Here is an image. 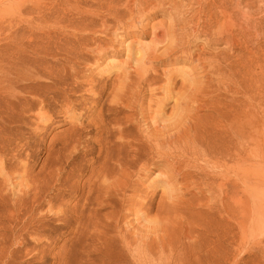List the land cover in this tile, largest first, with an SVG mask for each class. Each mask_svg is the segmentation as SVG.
Instances as JSON below:
<instances>
[{
    "label": "rangeland",
    "instance_id": "374dc122",
    "mask_svg": "<svg viewBox=\"0 0 264 264\" xmlns=\"http://www.w3.org/2000/svg\"><path fill=\"white\" fill-rule=\"evenodd\" d=\"M176 1L184 5L179 17L185 15L184 19L191 21L195 15L194 4L191 0ZM256 1L264 4V0ZM167 6L160 10L148 0H0V57L24 48L30 51L24 56L31 59L33 50L51 47L54 53L56 48L71 45L82 47V51L90 55L88 48L97 44H107V48L112 47V51L117 53L107 56L95 68L91 65L95 58L62 64L65 65L67 80L57 84L52 94L50 91L55 89L54 86L33 83L27 88L37 90L39 94L19 90L4 98L0 96V189L9 193V198L15 197V201L23 199L17 204L19 211L14 216L16 220L13 223L16 224L12 229L9 228L12 223L1 220L0 264H229L235 258L236 264H251L252 260L264 254V230H259L260 224L254 215L264 208V25L258 40L259 62L255 70L259 83V94L255 98L262 122L253 133L257 142L246 143L242 157L244 177L240 189L245 210L242 214L246 223L245 241L242 236L239 238L237 221L241 218L233 217L235 222L227 219L225 212L228 205L237 209V197L228 199L231 189L219 187L223 181L221 174L234 183L237 161L218 158L211 153L201 155L194 163L195 159L182 151L184 147L180 142H169L171 130L177 123L175 126L180 131L188 127L195 129L193 132L198 134L196 143L199 148L203 142L219 150L228 147L221 141L213 108L219 104L223 107L231 98V93L225 90L227 82H213L209 87L208 83L214 78L211 80L204 70L193 71L199 80L197 85L207 86L205 90L209 92L200 93L194 99L196 101L188 102L184 88L190 86V79L176 73L168 81L167 71L173 68L170 71L191 74L195 63L168 65L169 59L162 57L152 60L146 67L154 75L148 77L149 84L145 83L142 90L144 102L150 107L148 120L143 121L138 114L134 120L124 105L126 102H112L111 91L119 87L123 73L129 72L132 66L131 52L140 45L147 47L151 44L150 26L161 22L169 26L171 14ZM118 19L127 22L128 26H119ZM114 32L118 34L114 35ZM142 32L146 37L139 36ZM125 33L129 35L124 36ZM196 44L198 48L205 46L203 40ZM191 45L194 47V43ZM210 48L208 51L226 46L221 43ZM162 49L160 47L157 54ZM226 50L232 58L239 52L238 48ZM170 81L176 82L172 91L175 97L172 95L166 102V109L162 110L161 122L166 119L164 130L157 111L163 106L165 88ZM232 85L233 90L235 87ZM101 88H104L102 94L99 93ZM94 98L96 102H93ZM178 98L180 108L176 110L173 106ZM104 102L113 103V108L111 111L103 109L102 126L98 125L97 114ZM174 110L179 115L182 111L180 116L183 118L174 117ZM127 126L126 135L116 131ZM153 128L159 132H154ZM141 132L150 136L148 138L153 143L158 140V150L151 146L150 150L147 148L146 170L137 173L135 169L130 187L108 196L106 185L116 176L118 179L119 174L114 155H125L127 149L123 143L140 139ZM172 163L181 168L185 166L184 170L192 173L189 180L172 183L173 188L164 184ZM105 167L110 175L104 186L97 176ZM5 177L11 182H5ZM206 181L209 186L204 184ZM170 200H174L176 206L181 203L179 208L182 209L168 210L172 204ZM140 201L143 205L137 208ZM0 203V215H7L5 209H11V202L0 199ZM253 208L256 211L251 210ZM247 221L251 224L248 229ZM227 224H231L236 237L232 238L231 245H227L224 234ZM226 254L230 258L227 263Z\"/></svg>",
    "mask_w": 264,
    "mask_h": 264
},
{
    "label": "bare ground",
    "instance_id": "6f19581e",
    "mask_svg": "<svg viewBox=\"0 0 264 264\" xmlns=\"http://www.w3.org/2000/svg\"><path fill=\"white\" fill-rule=\"evenodd\" d=\"M148 1L151 3H154L156 8L160 9V10L164 9L165 5L168 4L167 7L169 8L170 14H171L169 26L166 27L165 24L162 22L158 23V25H156V24H153L152 26L149 25L150 29H151V34H150L151 35V38H150L151 44L147 47H142L140 45V48L136 49L135 51H132L133 50L132 49L131 50L132 52L129 50V52L132 53L131 56H133L132 61H131L132 66H131V68H129L130 69L129 72H126L125 74L123 73V78H122L123 80L120 81L119 84L117 85L119 87H116V89H113L111 91L110 95H112V97H113L112 102H118V103L119 102L120 103L126 102V103H124V105H126L125 107L129 108V111L133 114L130 117H133V119L136 120V114H138L140 116V118L143 119V121L146 120L147 115L150 112V107H149V105H146L144 102L142 90H143V86L145 85V83H148L147 82L148 77L154 76V75L150 74L149 69H147L146 67L148 64L152 63V60L162 58V57L169 59L168 60L169 62L167 63L168 65H174V64H178V63H185V64L190 65V64L195 63L194 66L192 67L193 70H190L191 74L189 72H186V71H176V70H172L173 72L170 71L173 68H171L169 70L171 73H169V71H167L168 81L171 80L173 78V75H175L176 73H182L185 78L190 79V82H191L190 86H188V84H187L188 87L184 88V89H186L185 91H187L186 94H188L187 99H186L188 102L196 101L194 99H196L197 95L200 93L209 92V91L205 90L207 86L202 87L201 85H197V82L199 80L196 78L193 71L195 72L197 70H199V71L204 70L206 72V74L209 75V78L211 80H212V78H214V80H212L208 83L209 87L211 86V84L213 82H215V83L227 82L228 86L225 87V90L227 92L231 93V98L229 99V101L226 104L223 105V107H220L221 105L219 104L218 106L213 105L214 106L213 108H214L215 114H216V122H217V126H218V132L220 133V136H221L220 137L221 141H223V145L227 144L228 147L225 149L222 148L221 150H219L215 146H210L208 143L203 142L200 145L201 148H199V147H197L198 145L196 143V139H197L198 134L195 131L193 132V130H195V129L188 127L187 129L180 131V129H178L175 126V124H177V123L174 124V128L172 127L173 128L171 130L172 135L169 138V142L170 143L171 142L177 143V144H179V142H180V144L183 145L181 147H184L182 149V151L184 150L185 153L190 154V156L193 159H195L194 163H195L196 159L198 157H200L201 155L203 157V155H207V154H211V153L216 155L218 158L235 159V161H237L238 164H237L236 169H235V173H234L235 176L233 175L235 178V181H233L234 183L228 181V179H225V174H221L220 177H222L223 181L219 183V187L221 186L220 187L221 189L222 188L227 189V190L231 189V192H230L228 199L232 198V197H234V198L237 197L236 201L239 204L237 209L231 208L228 205V207L225 208V212L227 215V219H231V220L233 219V221H235L233 217L241 218L240 220L238 219V221H237V226H238L239 232H240L239 238L241 239V236H242V238L245 241L246 239L244 238V234H245V231H244L245 226L244 225L246 223L242 219V216H243L242 214L245 210H244L243 205H242L241 189H240V185H241V187L243 186L242 184H243V177H244L242 157L244 154V148H243L244 145H246V143H248L250 141L257 142L256 134L254 135L253 133L256 132V129L261 125V122H262V118L259 115V111L257 109V105H258L257 101H256L257 99L255 98L256 95L259 94V83H258V80L256 79L255 70L258 69V62H259L260 44H259L258 40H259V36L261 33L262 26L264 25V4H262V5L257 4L256 0H247V1H243V0H191L192 4H194V7H195V15L191 21H186L184 19L185 15L183 17H179V14L182 13L181 11H182L184 5L179 4L176 0H148ZM181 16H182V14H181ZM122 21H121V19H118L117 20L118 23L117 22L116 23L121 27H122V25L124 27H126L127 22H122ZM180 26H181V28H179ZM132 29H133V27H132ZM81 30H83V29H81ZM117 34L114 32V35H117ZM128 35H129V33H125L124 36H128ZM139 36L140 37H146V34L142 32V34H140ZM119 38L122 39V37H119ZM28 40H29V38H28ZM199 40L204 41L205 46L203 48L197 47L198 44H196V43ZM191 43H194V47H192ZM221 43L224 44L226 46V48H223L220 50L218 49L215 51L214 50L208 51L211 49L210 47H212L213 45H217V44H221ZM119 44H122V42H119ZM104 45L105 44H103V46ZM106 45L103 47L101 44L100 45L97 44L94 47L92 46V47L88 48L87 51L91 52L90 55L83 52L84 49L82 47L78 48V47H73L72 45L68 46V47H64V48L63 47L62 48H56V52H54V53L51 52V50H53L51 47H46L45 49L33 50L34 51L33 52L34 57L31 59H27L24 56L25 53L30 52L29 50L24 49V48H20L19 50H16V51H14L8 55H6V53H5L2 55V57H0V96H2V98H4L5 96L10 95L13 91H19V90L27 91L30 93H36L37 90L27 88V86L30 87L33 83L45 85V86H48V85L54 86L55 89L50 91L51 92L50 94H52L53 92L56 91V85L57 84H62L67 80L66 75H64V73L66 71L65 65H62V64L66 63V62H72V64H75L78 62H82L83 60L89 61L90 59L95 58L93 64H91L92 68H95V66L97 64H99L100 61H104V59L107 56L117 55L116 52L112 51V47L107 48L108 46L106 47ZM160 47H163V49L159 54H157V51ZM126 48H128V46ZM227 48L230 49L231 51L234 48H238L239 52L236 54V56L234 58H232L227 54V50H226ZM196 50H197V52H196ZM57 55H62V56L57 57ZM84 55H85V57H84ZM109 61H110V59L107 62H109ZM169 68H166V69H169ZM153 73H155V72H153ZM188 83H189V81H188ZM185 84H186V82L184 83V85ZM231 84L234 85L235 89L232 90V88L230 87ZM175 85H176V82H174V81H170V83L166 85V88H165V93H166L165 98L166 99L163 98V99H165V100H162L163 106L159 107V109L157 111V113H158L157 116H160L159 123L164 125V126L161 125L162 126L161 128L162 129L164 128V130L166 129V127H165V123H163V122L166 119H164V121L161 122V120L164 116L162 114V110L166 109L167 100L172 98V95H173L172 91H173V88L175 87ZM254 88L256 89V92L254 91ZM160 89H158V90H160ZM216 90H218V89H216ZM216 90H214V91H216ZM103 91H104V88H101L99 90V93L102 94ZM185 91H183V93ZM151 92H149V93H151ZM224 93H225V91H224ZM36 94H39V93H36ZM46 95H49V94H46ZM173 96L175 97V95H173ZM180 98H181V96H180ZM180 98L176 99V102L174 103L173 107H174V109L177 108L176 110H178V107L180 108V106L178 105V102H177V100H179ZM185 98H186V96H185ZM185 98H184V101H185ZM157 100L159 101L158 98H157ZM204 100H205V98H204ZM96 101H97V99L94 98L93 102H96ZM173 101H174V99H173ZM225 101H227V100H225ZM110 102H111V100H110ZM148 102H150V99ZM106 103L104 102L99 109L100 111H98L99 112L97 114L98 115V119H97L98 125H100V124L102 126L104 125L103 119H104L105 115H103V109L106 108L108 111H111V109L113 108L112 107L113 103L112 104H106ZM148 104H150V103H148ZM120 105H122V104H120ZM185 105H186V103H185ZM174 112H176V111L174 110ZM2 113H3V111H2ZM181 114L183 115L182 111H181L180 115ZM180 115H179V113L177 114V112H176L174 114V117L179 116V117L183 118V116H180ZM186 115H187V112H186ZM157 118H159V117H157ZM187 119H188V117H187ZM155 120H156V118H155ZM180 120L181 119H179V121ZM244 120H245V122H244ZM154 121H152V123H154ZM179 121H177V122L179 123ZM173 122H176V121H173ZM179 127H181V126L179 125ZM128 129H129V127L127 126L121 130H116V131L120 135H126L125 133H128ZM153 130H154V128H153ZM156 131H158V130H154V132H156ZM216 133H217V131H216ZM142 134L143 135L140 139L134 138L131 142L126 141L123 143L125 145V148L127 149V153L125 155L119 156L120 153L118 155H114V157L115 156L117 157L118 164L116 165V169L118 170L119 174H118V179L116 176V179L114 178L115 179L114 181L112 180L111 182H109L106 185V188H107L106 193H108V196H113L114 193L119 191V190H127L130 187V183H129L130 178H131L133 171L135 169H136L137 173H142L146 170V167L148 164V158H147V154H146L147 148L149 149V147L151 146L155 149V151L158 150V147L160 145L158 143V140L155 139L154 143H153V141H151L148 138L150 136H147V134H145V133H142ZM169 135H170V133H169ZM252 135H254V137H252ZM210 136L211 135H209V137ZM209 141L211 142V140H209ZM171 146H173V144H171ZM71 148H72V146H71ZM173 148H174V146H173ZM150 153H152V152H150ZM164 155H166V154H164ZM205 162H207V161H205ZM223 164H224V162H223ZM171 165L172 166L170 168V173H168L170 175H168L166 177V181L164 182L166 187H169V186L172 187L171 184L173 183L172 185H174L175 181H177V182L182 181L181 183H183V180L184 181L189 180L192 177V173L190 171L184 170L185 166H184V168L183 167L181 168L179 165H176L175 163H172ZM193 169H194V167H193ZM193 169H190V170H193ZM108 175H110V172L106 169V167L98 174L97 180L101 179V185L105 186V180H107L106 178ZM196 175H198V174H196ZM203 176L204 175H202V177ZM8 179L5 177V182H7V181L11 182V179H9V180ZM90 179L91 178H89V180ZM14 181L15 180L12 181V184ZM97 183H99V182H97ZM211 183L212 182H210V184ZM204 184L209 186L207 181ZM35 185H33V186L35 187ZM97 185H100V184H97ZM13 186H14V184H13ZM189 187L186 188L185 190H188ZM98 188L99 187H97L96 189H98ZM18 189L16 188V191ZM22 189H24V187ZM167 189H164V190H167ZM12 190H10V191L12 192ZM87 191H89V190H87ZM17 192H19V191H17ZM97 192L99 194V191H97ZM88 193H86V194L88 195ZM225 194H226V192H225ZM8 195H9V193H7L6 191L3 193L2 188L0 189V199H2L3 202L5 199H7L11 202V205H10L11 209L10 210L5 209L8 214L7 215H0V223H1V220H5L7 222H10L12 224L8 223L9 228L12 229L13 226L16 224V223H13L16 220L14 216L19 211L17 204H18V202L21 203L23 201V199L20 198L18 201H15V197L12 198L10 196L11 198H9ZM169 195L172 196L171 194H169ZM225 196H227V195H225ZM169 198H171V197H169ZM16 199H18V198L16 197ZM86 199H88V198H86ZM177 199H179V198H177ZM174 200H175V198H174ZM174 200L173 201L170 200V202H172V204L169 205L170 209H168V210H173V211L179 210L180 211L182 209V208H179V205H181V203L177 204L175 202L177 204V206H176L173 203ZM136 205H137V208L139 206L141 207L143 205V201L138 202ZM47 206H49V205H47ZM2 207H4V205H2ZM260 207L261 206H259L258 208H260ZM251 210L256 211L255 208H253ZM58 213H59V211H58ZM254 215L257 218V219L255 218V219L258 220L256 222H259V224H260L259 230L260 229L264 230V208H262L261 210H258ZM251 216H253V215H251ZM244 217L247 219L246 216H244ZM228 222H230V220H228ZM248 224H249V226H247V229L251 225L249 222H248ZM254 225H255V223H254ZM0 227H1V225H0ZM257 227H258V225H257ZM2 228H4V226H2ZM224 234H225V237L227 238V242H228L227 245H231V243H233V241H234L233 239L236 238V237H234L235 233L233 232V228H232L231 224L230 225L227 224L226 227H224ZM246 236L248 237V234ZM135 240H133V241H135ZM227 245H226V250H227ZM241 247H239V248H241ZM228 248H230V247L228 246ZM228 251H229V249H228ZM229 259L230 258L226 254V263ZM236 261H237V258L233 259V261L228 262V263L229 264H236ZM251 264H264V254H262L259 259L252 260Z\"/></svg>",
    "mask_w": 264,
    "mask_h": 264
}]
</instances>
